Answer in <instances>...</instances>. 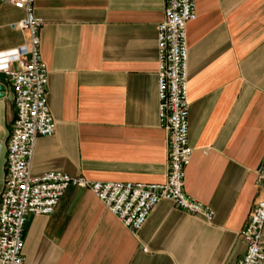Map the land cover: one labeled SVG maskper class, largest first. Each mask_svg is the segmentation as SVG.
I'll use <instances>...</instances> for the list:
<instances>
[{
    "label": "crops",
    "instance_id": "1",
    "mask_svg": "<svg viewBox=\"0 0 264 264\" xmlns=\"http://www.w3.org/2000/svg\"><path fill=\"white\" fill-rule=\"evenodd\" d=\"M163 12V0H34L54 133L36 139L32 177L165 181L156 87ZM195 12L186 27L192 156L184 191L212 219L161 201L131 233L91 192L70 187L51 215L27 219L25 264H237L243 257L240 232L262 195L264 0H197ZM23 17L0 0V55L27 44V34L12 27ZM0 83L1 192L14 108L2 75ZM261 241L264 249V226Z\"/></svg>",
    "mask_w": 264,
    "mask_h": 264
},
{
    "label": "built area",
    "instance_id": "2",
    "mask_svg": "<svg viewBox=\"0 0 264 264\" xmlns=\"http://www.w3.org/2000/svg\"><path fill=\"white\" fill-rule=\"evenodd\" d=\"M24 13L12 26L27 34L28 42L0 55V75L10 87L14 119L6 142L5 173L0 192V264H25L23 234L30 216H49L65 191L74 187L91 192L125 229L137 233L161 201L210 221L209 207L184 191L185 169L192 149L188 144L186 27L196 18L197 0H163V21L156 28L158 124L167 136V172L161 184L95 182L83 177L48 172L30 175L35 141L54 133L46 96L48 73L40 51L41 20L33 15L34 0H6ZM16 68H12V66ZM262 190L247 224L240 232L245 244L237 264L264 261V161L256 177Z\"/></svg>",
    "mask_w": 264,
    "mask_h": 264
},
{
    "label": "water",
    "instance_id": "3",
    "mask_svg": "<svg viewBox=\"0 0 264 264\" xmlns=\"http://www.w3.org/2000/svg\"><path fill=\"white\" fill-rule=\"evenodd\" d=\"M6 88L3 84L0 83V101L5 98Z\"/></svg>",
    "mask_w": 264,
    "mask_h": 264
},
{
    "label": "rangeland",
    "instance_id": "4",
    "mask_svg": "<svg viewBox=\"0 0 264 264\" xmlns=\"http://www.w3.org/2000/svg\"><path fill=\"white\" fill-rule=\"evenodd\" d=\"M2 117H3V114H2V111H0V119H1V124H3L2 122Z\"/></svg>",
    "mask_w": 264,
    "mask_h": 264
}]
</instances>
